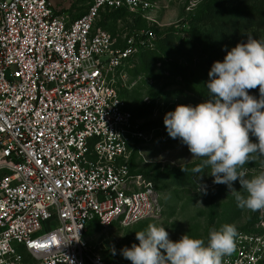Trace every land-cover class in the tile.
<instances>
[{"label":"built area","instance_id":"obj_1","mask_svg":"<svg viewBox=\"0 0 264 264\" xmlns=\"http://www.w3.org/2000/svg\"><path fill=\"white\" fill-rule=\"evenodd\" d=\"M64 1L0 0V264H118L88 252L89 225L162 213L159 193L136 188L131 171L155 130L121 97L138 53L156 47L157 1L89 0L79 14ZM115 12L148 27L120 46L99 25ZM252 242L238 233L222 264H264Z\"/></svg>","mask_w":264,"mask_h":264},{"label":"rangeland","instance_id":"obj_2","mask_svg":"<svg viewBox=\"0 0 264 264\" xmlns=\"http://www.w3.org/2000/svg\"><path fill=\"white\" fill-rule=\"evenodd\" d=\"M56 8L67 4L64 0H52ZM71 0V3H75ZM155 18L160 23L156 30L164 39L160 45L158 63L144 68L145 60L139 59L133 71L124 100L129 109L142 118L145 133L155 130L150 141L140 146L143 159L135 158L132 177L138 183L136 188H152L160 195L162 213L128 227H100L90 224L84 235L87 250L107 262L131 264L120 254L125 246L138 244L135 232L146 230L149 224L165 227L173 242L188 234L207 243L209 232L218 230L224 224H234L237 233L253 237L251 255L264 260V211H249L237 206L235 196L224 184H214L209 168L195 173L191 165H203V159L192 160L188 147L179 139L168 136L163 123L166 113L174 111L177 105L195 106L207 99L191 87L182 73L194 75L195 81L209 80L208 72L214 60L220 61L238 43H246L249 36L264 41V0H156ZM88 0H77L72 9L82 13ZM226 9V13L221 10ZM101 26L109 31L123 45L125 37L135 30H143L148 23L128 13L108 15ZM201 37L209 40V48ZM212 56V60L208 57ZM166 64V65H165ZM259 98V89L249 90ZM164 102L159 113L153 114L147 108L153 97ZM155 102V106H156ZM154 106V107H155ZM153 107V108H154ZM252 142H257L250 136ZM261 165L258 157L247 164ZM246 164V165H247ZM261 166L248 170L252 175L261 171ZM138 177L141 180H138ZM251 178V177H250ZM233 182L236 191L241 185ZM204 191H202V186ZM242 195H246L241 191ZM199 202L202 206L196 205ZM113 249L116 254L113 255Z\"/></svg>","mask_w":264,"mask_h":264},{"label":"clouds","instance_id":"obj_3","mask_svg":"<svg viewBox=\"0 0 264 264\" xmlns=\"http://www.w3.org/2000/svg\"><path fill=\"white\" fill-rule=\"evenodd\" d=\"M223 50V61H215L208 72L209 99L195 106L177 105L163 123L170 138L188 147L192 160L203 159L195 173L209 168L213 183L226 185L239 208L264 211V41L249 36L246 43ZM257 87L259 98L249 94ZM253 156L260 159L262 170L248 178L244 166ZM236 181L242 190H235ZM135 234L139 243L120 250L131 264H222L238 235L234 224L211 230L207 243L189 233L173 242L165 227L154 224Z\"/></svg>","mask_w":264,"mask_h":264},{"label":"trees","instance_id":"obj_4","mask_svg":"<svg viewBox=\"0 0 264 264\" xmlns=\"http://www.w3.org/2000/svg\"><path fill=\"white\" fill-rule=\"evenodd\" d=\"M89 1V0H88ZM76 3H74L72 6H74ZM221 12L222 13H226L227 11H226V9H222L221 10ZM116 13H126V12H115V13H112V14H116ZM112 14H106V15H104L103 16V18H102V21L100 22V26H101V24L104 22V21H106V18L108 17V15H112ZM155 31V33L157 34V40H156V47L154 48V49H145V50H143V51H140L139 53H138V55L136 56V60H137V62L139 61V59H143V60H145L146 62H145V64H144V68H146V67H148V66H150V69L151 68H153L154 66H156V64L158 63V57H161L160 55H158V54H160V45H161V43H162V41H163V39H164V35H163V33L161 32H158V30H154ZM200 39H202V41L203 42H205V44H206V46H207V50L208 49H210L209 48V40L207 39V38H203V37H201ZM208 59L209 60H212V56L210 55L209 57H208ZM214 61H218V60H214ZM220 61L222 62L223 61V59H221L220 58ZM137 62H136V64H137ZM136 64H135V67H134V69L133 70H130V77L133 79V71L135 70V68H136ZM166 65V64H165ZM153 70L151 69V72H152ZM182 75H183V77L185 78V80H187L186 82H187V84L189 85V87H191V92H197V94H200V96H202V97H206V98H208L207 97V89L206 88H204V85H203V83L202 82H200V81H195L193 78H194V75L192 76V77H190V76H188L187 75V73L186 72H183L182 73ZM134 80H131L130 81V83L131 82H133ZM127 91H128V89H123L122 91H121V97H122V99H124V94L125 93H127ZM159 99V96H156V97H153V99H151V101H150V103H148V105H147V108L150 110V112L151 113H153V107L155 106V102L157 101ZM134 115H135V117L137 118V119H142L141 117H140V115L138 114H135L134 113ZM137 157V155H136V152L134 153V155H133V159H132V163H131V171H133V165H134V161H135V158ZM195 166H196V164L195 165H191L189 168L192 170V169H194L195 168ZM260 165H257V164H253V163H251V164H247V165H245L244 167L247 169V170H249V169H251V168H254V167H259ZM253 175H252V173H248V178H250V177H252ZM237 183L236 184H239V181H236ZM90 226V225H89ZM88 229V228H87Z\"/></svg>","mask_w":264,"mask_h":264},{"label":"snow or ice","instance_id":"obj_5","mask_svg":"<svg viewBox=\"0 0 264 264\" xmlns=\"http://www.w3.org/2000/svg\"><path fill=\"white\" fill-rule=\"evenodd\" d=\"M38 247H40V246H38Z\"/></svg>","mask_w":264,"mask_h":264}]
</instances>
